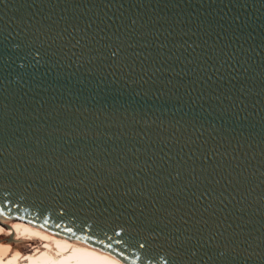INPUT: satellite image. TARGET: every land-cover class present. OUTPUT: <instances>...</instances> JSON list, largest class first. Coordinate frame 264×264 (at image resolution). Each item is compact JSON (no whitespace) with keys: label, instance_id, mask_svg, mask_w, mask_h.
Listing matches in <instances>:
<instances>
[{"label":"water","instance_id":"obj_1","mask_svg":"<svg viewBox=\"0 0 264 264\" xmlns=\"http://www.w3.org/2000/svg\"><path fill=\"white\" fill-rule=\"evenodd\" d=\"M136 264H264V0H0V214Z\"/></svg>","mask_w":264,"mask_h":264},{"label":"bare ground","instance_id":"obj_2","mask_svg":"<svg viewBox=\"0 0 264 264\" xmlns=\"http://www.w3.org/2000/svg\"><path fill=\"white\" fill-rule=\"evenodd\" d=\"M0 264L136 263L105 245L13 213L10 217L0 214Z\"/></svg>","mask_w":264,"mask_h":264},{"label":"rangeland","instance_id":"obj_3","mask_svg":"<svg viewBox=\"0 0 264 264\" xmlns=\"http://www.w3.org/2000/svg\"><path fill=\"white\" fill-rule=\"evenodd\" d=\"M13 216H14V215H13ZM13 216H12V217H13ZM12 217H11V218H12ZM13 218H14V217H13Z\"/></svg>","mask_w":264,"mask_h":264}]
</instances>
